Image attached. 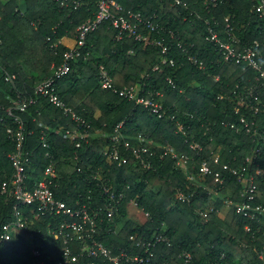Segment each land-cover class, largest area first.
I'll return each instance as SVG.
<instances>
[{"label": "trees", "instance_id": "trees-1", "mask_svg": "<svg viewBox=\"0 0 264 264\" xmlns=\"http://www.w3.org/2000/svg\"><path fill=\"white\" fill-rule=\"evenodd\" d=\"M117 1L124 10L154 17L162 27L158 34L169 46L168 57L174 63L154 70L160 63V47L127 37L116 40L111 22L99 23L88 34L80 57L72 60L69 72L56 82L59 97L90 123L92 135L80 147H74L53 132L69 118L45 97L39 95L36 103L24 112L13 109L8 115L5 108L13 106L18 95H34L35 84L52 72L67 49L63 42L55 48L51 45L63 37L75 38L78 26L94 17L97 0H85L77 9L61 7L57 0H24V12L19 10L18 0H0V183L10 177L12 168L7 154L14 150L13 142L5 134V125L13 124V116L17 115L30 132L26 136V145L32 150L27 174L39 177L52 160L57 176L52 178L51 189L56 198L74 205L80 198L85 200L90 190L94 207L101 203L103 206L106 201L102 186L110 187L115 195L122 193L112 220L108 221L102 211L99 224L98 237L112 253L119 248L141 250L129 236L147 238L157 232L167 236L171 245L157 244L153 249L154 264L175 257L182 250L193 253L192 264H264L258 255L264 249V217L258 223L249 222L235 210L234 203L241 200L240 184L224 168L246 164L264 193V76L255 80V69L224 62L208 30L212 27L226 41L227 18L231 34L239 38V46L258 42V61L264 68L261 0H215L214 6L201 0H182L181 4H174L173 0ZM46 37L50 40L46 41ZM190 55L203 66L191 63ZM101 68L108 71L116 88L132 86L135 96L161 91L163 115L158 117L103 88L99 79ZM5 73L14 78L5 80ZM97 110L99 115L95 117ZM241 116L246 118L249 132L240 122ZM118 123H122L120 131L130 144V148L119 144L120 154L125 157L121 164L110 163L103 154ZM178 124L182 125L181 130ZM45 128L51 143L50 156L38 140L39 131ZM139 133L151 153L150 168H142L132 155L131 147L139 145ZM194 143L199 148H192ZM166 146L186 157L190 175L200 177L202 160L212 174L200 177L199 181L189 178L176 158L169 153L163 155ZM216 151L220 153L218 162L211 159ZM248 157L252 159L249 164L245 162ZM77 166L81 171H77ZM214 172L223 177L221 183L214 181ZM178 191L188 199H179ZM213 191L222 196L212 201ZM130 201L147 213V219L139 225L126 219ZM258 201L264 202V197L260 196ZM207 206H212V210L202 217L198 211ZM29 216L28 231L1 245V264H31L33 242L41 249L46 264H56L60 259L63 244L47 232V224L54 222L50 217L38 220ZM0 219H10V204L2 195ZM120 219L121 226L117 223ZM246 223L251 225L248 232L244 229ZM70 246L73 252L78 251V244ZM85 261L86 257L80 256L72 264ZM97 264L108 263L98 259Z\"/></svg>", "mask_w": 264, "mask_h": 264}, {"label": "built area", "instance_id": "built-area-1", "mask_svg": "<svg viewBox=\"0 0 264 264\" xmlns=\"http://www.w3.org/2000/svg\"><path fill=\"white\" fill-rule=\"evenodd\" d=\"M61 7L77 9L85 0H57ZM174 4H181L182 0H173ZM203 4L212 6L215 5V0H201ZM96 13L92 19H88L84 24L78 26L77 34L71 46L63 53L62 61L54 66L52 72L34 86L33 96H20L14 100L13 106L5 108V113L10 115L13 109L24 112L27 108L36 103L39 95L45 97L47 101L62 110L69 121L64 125H59L53 130L55 134L60 135L72 143L74 147H80L82 142H87L92 135L90 133L89 121L75 112L71 107L59 97L57 93L56 82L59 78L66 75L70 70L72 60L80 57L83 47L86 44L88 34L94 30L99 23L104 20H109L111 25L116 29L115 39L119 40L123 37L132 38L136 41L143 42L152 46L160 47L161 59L160 63L154 66V70H160L162 65H173V58L168 57L169 46L164 43L160 32L162 27L154 21L153 16L143 17L139 11L131 9L124 10L117 0H97ZM261 10L264 12V0H261ZM118 11V13H116ZM225 32L229 35L226 41L219 38L218 32L209 27V38L218 45L224 62L243 64L247 67L255 69L259 76H264V68L261 67L258 61V42L253 41L251 44L242 43L238 45L239 38L231 34L232 26L227 18H225ZM169 31V30H168ZM155 33L156 35H153ZM159 33V34H158ZM168 35L173 37V32L169 31ZM50 38L46 37V41ZM61 40L51 45L55 48ZM179 45V44H178ZM180 46V45H179ZM189 61L202 67V62L190 55ZM14 78V75L5 73V80ZM99 79L101 86L105 89H111L118 93L123 98L134 101L136 105H140L148 112L161 117L164 113L163 103L161 99L164 97L161 91H153L148 95L135 96L134 88L132 86H124L116 88L112 83V78L108 71L100 69ZM168 83L174 87L171 79ZM258 109L255 108V112ZM71 122V124L69 123ZM240 122L243 124L246 132L250 131L248 122L244 116L240 117ZM122 123H118L106 142L103 148V154L107 160L121 164L125 161V157L120 154L119 144L123 147L130 148L129 141L123 138L120 131ZM40 125V124H39ZM230 127L235 125L232 123ZM46 129H41L38 133V140L42 148L46 149V155L50 156L49 148L51 143L48 139ZM178 129H182V125L178 124ZM27 132L23 121L17 116H13V124L5 125V134L7 138L13 142L14 150L7 154L11 164V174L8 180L0 183V195L3 196L4 201L10 204V219L3 221L0 219V248L3 243H6L14 235L22 234L28 231L29 215L34 218L42 220L43 217H50L53 224H47V232L56 241L63 244L61 257L56 264H72L78 262L80 256L86 257L84 264H97L98 259L107 262L108 264H154L153 249L159 243H166L171 245L169 238L162 233L154 232L153 235L147 238H135L134 235L129 236V240L135 243L136 247L141 250L131 252L127 249L119 248L116 253H112L110 247L104 244L98 237L99 224L102 220V211L105 212V217L111 221L117 212L116 203L123 196L119 192L117 195L110 190L108 186H102L101 190L107 194L106 201L102 206L96 204L92 207V196L90 190L86 194L85 200L80 198L74 205L68 204L63 200L55 197L51 189L52 178L57 176L55 171V164L52 160L45 168V170L37 178H32L27 174V168L30 164L32 150L26 145ZM138 146L131 147L132 155L138 161L142 168H150L151 161L149 155V148L144 144L146 140L141 133L137 135ZM192 148H199L194 143ZM169 153L173 158L177 159V164L180 159L186 161V157L179 156L176 151L170 147H164V154ZM258 153V149H255ZM214 162H218L219 155L215 152L211 155ZM252 159L246 158L245 162L250 163ZM230 173L235 177L240 184L239 196L241 200L234 203L235 210L248 219L249 222H259L260 217H264V202L258 201V198L264 197L254 181V175L248 171V166L243 164L238 167H227ZM81 167L77 166V171H81ZM258 174L259 170L256 169ZM212 174L210 167L205 160L200 161L199 175L205 177ZM213 179L217 183L223 181V177L218 172L213 173ZM80 196V195H79ZM179 199H188V197L181 191H178ZM212 210V206L200 209L198 213L202 217H206L208 211ZM147 216V213H144ZM245 231L251 230L250 223L244 225ZM110 230V228H109ZM32 236L30 235V238ZM78 244V251L73 252L70 244ZM30 252L33 256L31 264H46L41 249L33 242L30 244ZM259 258L264 260V249L259 252ZM223 256V254H222ZM193 253L188 250H182L175 257L164 258L158 264H192ZM1 264V261H0Z\"/></svg>", "mask_w": 264, "mask_h": 264}, {"label": "rangeland", "instance_id": "rangeland-1", "mask_svg": "<svg viewBox=\"0 0 264 264\" xmlns=\"http://www.w3.org/2000/svg\"><path fill=\"white\" fill-rule=\"evenodd\" d=\"M74 39V38H73ZM178 166L180 168L183 169V171L188 175V169L186 167V161H184L183 159H180V161H178ZM194 179H199L200 177H198L197 175L191 176ZM199 181V180H198ZM212 195V201H214V199H216L217 197H221L222 195L218 192V191H213ZM228 201V200H227ZM126 219H129L130 221H132L134 224H141L143 223L146 219L147 216L144 214V212L139 209L135 203L133 201H130L127 206H126ZM122 219H120L117 223L118 225L120 224V226L122 225Z\"/></svg>", "mask_w": 264, "mask_h": 264}, {"label": "crops", "instance_id": "crops-1", "mask_svg": "<svg viewBox=\"0 0 264 264\" xmlns=\"http://www.w3.org/2000/svg\"><path fill=\"white\" fill-rule=\"evenodd\" d=\"M18 8H19V10L21 11V12H24V10H25V2H24V0H18ZM61 40V42H63L66 46H71L72 45V43H73V41H74V39L73 38H70V37H63L62 39H60ZM99 115V111L97 110L96 112H95V114H94V116L95 117H97ZM102 134V133H101ZM216 154L217 155H220V153L218 152V151H216ZM189 178H193V177H191V176H194V175H190V174H188L187 175Z\"/></svg>", "mask_w": 264, "mask_h": 264}]
</instances>
